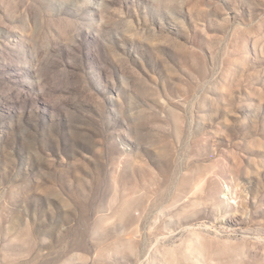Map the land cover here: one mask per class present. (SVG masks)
Wrapping results in <instances>:
<instances>
[{"label": "rangeland", "instance_id": "rangeland-1", "mask_svg": "<svg viewBox=\"0 0 264 264\" xmlns=\"http://www.w3.org/2000/svg\"><path fill=\"white\" fill-rule=\"evenodd\" d=\"M0 264H264V0H0Z\"/></svg>", "mask_w": 264, "mask_h": 264}]
</instances>
